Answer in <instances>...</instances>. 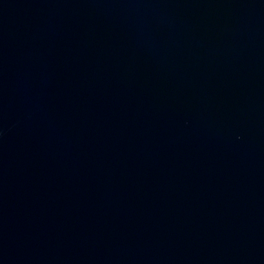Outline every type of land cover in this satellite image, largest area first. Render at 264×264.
Returning <instances> with one entry per match:
<instances>
[{"label": "water", "instance_id": "95a60500", "mask_svg": "<svg viewBox=\"0 0 264 264\" xmlns=\"http://www.w3.org/2000/svg\"><path fill=\"white\" fill-rule=\"evenodd\" d=\"M0 264H264V0H0Z\"/></svg>", "mask_w": 264, "mask_h": 264}]
</instances>
